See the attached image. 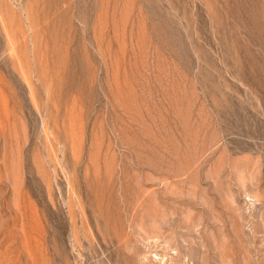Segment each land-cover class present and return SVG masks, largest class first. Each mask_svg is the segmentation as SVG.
Here are the masks:
<instances>
[{"label":"rangeland","instance_id":"374dc122","mask_svg":"<svg viewBox=\"0 0 264 264\" xmlns=\"http://www.w3.org/2000/svg\"><path fill=\"white\" fill-rule=\"evenodd\" d=\"M0 264H264V0H0Z\"/></svg>","mask_w":264,"mask_h":264}]
</instances>
